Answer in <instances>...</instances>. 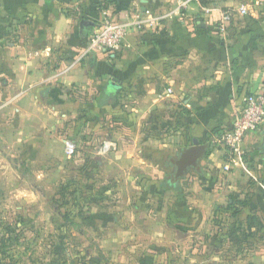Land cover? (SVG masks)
Segmentation results:
<instances>
[{"label": "crops", "instance_id": "crops-1", "mask_svg": "<svg viewBox=\"0 0 264 264\" xmlns=\"http://www.w3.org/2000/svg\"><path fill=\"white\" fill-rule=\"evenodd\" d=\"M242 5L249 14L236 15L219 33L222 12ZM177 9L181 15L169 16L161 32L133 30L114 53L90 49L104 12L124 20L131 12L165 16ZM262 90L264 0H0V173L6 178L25 164L41 170L53 163L59 131L71 137L81 126L107 139L114 128L120 137L131 135V148L143 155L142 168L153 174L144 184L164 181L174 190L170 227L191 231L197 218L191 204H201L186 185L194 195L204 188L218 198L241 180L257 188L264 205V124L247 136L241 163L229 160L222 143L245 98ZM196 144L206 151L200 171L173 183L172 159Z\"/></svg>", "mask_w": 264, "mask_h": 264}, {"label": "rangeland", "instance_id": "rangeland-1", "mask_svg": "<svg viewBox=\"0 0 264 264\" xmlns=\"http://www.w3.org/2000/svg\"><path fill=\"white\" fill-rule=\"evenodd\" d=\"M68 133L59 131L53 163L0 173V240H8L0 264H264V205L252 184L238 180L218 198L186 185L201 206L191 204L195 228L176 231L169 219L177 196L164 181L144 184L153 174L131 135L112 128L100 139L81 126ZM65 140L77 145L72 156Z\"/></svg>", "mask_w": 264, "mask_h": 264}, {"label": "built area", "instance_id": "built-area-1", "mask_svg": "<svg viewBox=\"0 0 264 264\" xmlns=\"http://www.w3.org/2000/svg\"><path fill=\"white\" fill-rule=\"evenodd\" d=\"M172 14L181 15L180 9L172 11L168 15H151L141 11L126 14L124 20H115L108 13L104 12V19L100 28L95 32L90 41V49H96L104 52L119 51L123 45L127 35L133 30L143 32H161L165 29L164 22L172 16ZM249 14L247 6L242 5L238 10H226L221 14L217 30L221 34H226L228 24L236 15L246 16ZM173 93L172 89L168 90V94ZM264 124V90L252 93L247 96L239 109L233 123L232 128L226 132L222 138L229 160L234 163H241L247 156V148L245 141L247 136L252 132H257ZM66 153L69 156L75 154L77 145L72 141H66ZM111 150L110 142H105L103 151ZM227 170H230L227 167Z\"/></svg>", "mask_w": 264, "mask_h": 264}, {"label": "trees", "instance_id": "trees-1", "mask_svg": "<svg viewBox=\"0 0 264 264\" xmlns=\"http://www.w3.org/2000/svg\"><path fill=\"white\" fill-rule=\"evenodd\" d=\"M194 147V146H192ZM204 147V146H203ZM190 148V147H189ZM205 147L204 151L202 153H193V152H188L186 150V155H180L176 159H172V165L174 166V174L172 175V182L178 181V179L182 178L185 176L187 172H190L192 169L195 171H200V167L198 165V161L205 156ZM243 206L247 205V201H244L241 203ZM253 221H258L257 217L251 218ZM248 229V234H245L246 237L252 236V226L248 224L247 226ZM7 239L2 238L0 240V252H5L6 247H7Z\"/></svg>", "mask_w": 264, "mask_h": 264}, {"label": "water", "instance_id": "water-1", "mask_svg": "<svg viewBox=\"0 0 264 264\" xmlns=\"http://www.w3.org/2000/svg\"><path fill=\"white\" fill-rule=\"evenodd\" d=\"M117 82L116 81H113L112 82V87H116L117 86ZM263 144L261 146V149H260V153L263 155L264 157V131H263ZM188 152H193V153H202L204 151V147L203 146H200L198 144H196L194 147H190L187 149Z\"/></svg>", "mask_w": 264, "mask_h": 264}]
</instances>
